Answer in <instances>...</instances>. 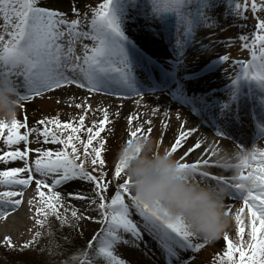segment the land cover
I'll return each mask as SVG.
<instances>
[{
  "label": "snow or ice",
  "instance_id": "obj_1",
  "mask_svg": "<svg viewBox=\"0 0 264 264\" xmlns=\"http://www.w3.org/2000/svg\"><path fill=\"white\" fill-rule=\"evenodd\" d=\"M60 2L0 0V77L14 86L20 108L25 107L23 102H33L35 97L60 90L68 95L69 107L80 109L82 113L75 122L62 123L56 117L42 118L35 122L36 127L29 126L26 115L23 120L0 121V139L5 146L0 149V167L6 169L0 170V185L8 189L0 191V219H5L21 205L23 190L34 183L40 201L36 209L37 216L42 217L36 220L40 229L45 228L50 216L61 227H75L74 223H69L67 215L58 210L64 207V196L70 201L81 202L84 212L92 210L98 213L94 223L99 226V231L82 250L84 258L79 260V264H126L116 255L117 246L131 244L137 248L140 245L148 248L145 236L157 245L162 264H193L195 254L205 247L207 241L189 231L182 220H167L148 205L137 202L130 190V179L116 156H113L112 174L109 175L106 165L112 149L106 137L101 135L110 123L108 110H103L102 119L98 122L93 119L91 126L86 127L90 94L130 93L120 87L129 77L126 59L117 43L120 30L111 9L112 0H104L92 9L90 19L88 14L82 15L76 6L72 12L77 18L69 19L67 13L55 6ZM156 3L157 10H175L184 19L181 12L183 0H156ZM248 9L249 0L235 3L236 16L247 19ZM250 9L253 14L258 10L264 12V0H259V3L250 0ZM254 28L251 36H239L241 46L249 52L251 60L247 63L237 60L236 63L243 70V77L264 84V18L257 17ZM89 40L93 42L91 47L81 43ZM78 43H81L82 49L79 55L75 50ZM223 59L230 62L228 56ZM70 86L84 90L78 102H75L76 95ZM133 119L131 115L127 117L126 129L133 124ZM25 128L29 131L21 134V129ZM142 130L147 133L153 131L150 124L143 129L133 127L122 137L126 140L124 145L130 144ZM168 131L172 132V137L167 145L170 150L167 151L176 156L181 167L198 169V180L228 188L231 202L225 203V213L234 218L236 234L241 238L245 234L242 216L248 218L247 251L243 244L239 247L234 244L226 231L217 241L222 239L227 242V250L216 264H264V148L236 144L238 154H242L236 164L237 172L224 176L209 170L219 168V165L197 154L196 149L203 151L199 140L188 144L189 139H194L193 129L185 124L178 134L171 127ZM33 133L37 135L38 145L62 147L55 151L42 146L30 149L27 145ZM82 133L86 139L81 138ZM195 135L200 136L201 133L197 130ZM22 142L25 145L23 150L20 147L8 150ZM31 151L36 153L34 160H29ZM13 162H22V166L11 167ZM254 164L257 166L253 167ZM113 182L114 194L108 196L106 194ZM239 201L243 202V206L234 207ZM134 215L138 219H133ZM71 217L73 221L93 220L92 215L78 214L76 210L71 211ZM41 235V231H36L23 248L37 244ZM2 245L9 249L15 247L10 237H5ZM88 249L97 259L89 258ZM237 252L238 260L235 258ZM186 253L189 254L187 258L184 256Z\"/></svg>",
  "mask_w": 264,
  "mask_h": 264
},
{
  "label": "rangeland",
  "instance_id": "obj_2",
  "mask_svg": "<svg viewBox=\"0 0 264 264\" xmlns=\"http://www.w3.org/2000/svg\"><path fill=\"white\" fill-rule=\"evenodd\" d=\"M63 1L66 2H60L55 6L60 11L67 13L69 19L77 18L72 12L74 6L82 15L88 14L90 19L92 9L104 2V0H79V2L74 0L70 4L69 0ZM236 2L243 3L244 0H183L181 12L184 19H182L175 10H157L156 0H112L111 9L120 30L117 43L126 59L127 73H134L138 70L140 80L137 83L139 82L140 88L132 90L128 78L120 87L130 93L121 91L113 95L90 94L86 127L91 126L93 119L97 122L102 119L104 109L108 110L110 116V123L105 126V132L101 133L106 137L107 143L112 149L107 157L106 165L109 175L112 174L113 156L118 157L120 148L126 143L122 137L126 131L130 132L133 127L143 129L150 124L153 129L151 133L142 130L138 135H147L155 141L157 148L170 150L167 145L172 137V132L168 131V128L175 129L177 134L180 128L177 122L168 120L172 114L179 115L180 111L191 114L193 106L208 110L211 105H217L219 109L224 110L223 107L226 106V103H231L236 96L241 98L242 103H245V98L251 101L262 100L260 93L264 92V84L261 83L260 86L256 84L255 87L249 88L253 80L242 76L243 70L236 61L247 63L251 60L249 52L241 46L242 42L239 40V36H251L255 31L254 25L257 23V17L264 18V12L258 10L253 14L249 0L247 19H244L235 14ZM151 33L152 42L145 46L142 43V36ZM81 43H87L89 47L93 44L90 40ZM81 43H78L75 48L78 55L82 53ZM164 46H170L172 53L168 54L170 51L168 48V52H164ZM161 48L163 50H159ZM224 56H228L230 62L224 60ZM118 66L113 65V67ZM157 71L160 72L159 75H156ZM167 74L168 78H162ZM232 81L237 86L222 90V85L226 87ZM70 87L73 88L71 91L75 92V102H78L84 94V90H76L74 86ZM150 87L153 89L158 87L159 91L170 89L172 92H168V94L169 97L171 96L172 102L170 101L169 105L163 107L160 104H155L153 100L148 99ZM58 101L62 102L58 103ZM23 103L25 107L19 109L17 118L23 120L26 115L30 127H36L35 122L42 118L56 117L62 123L75 122L82 114L80 109L69 107L68 95L65 92L46 93L43 96L35 97L33 102ZM262 104L264 105L263 101ZM165 113H168L167 117ZM129 115L134 118L133 124L126 129L125 123ZM42 128L43 126H41V130ZM27 131H29L28 128L21 129V134ZM261 136L262 133L258 134L254 141H252V137L247 139V142L249 141L252 145L249 148H264V137ZM81 138L86 139V135L82 133ZM36 140L37 135L33 133L27 147L34 150L42 146L52 151L62 147L54 144L38 145ZM4 147L2 139H0V149ZM16 147L24 148L25 145L22 142L21 145L12 146V149L8 150H14ZM174 157L176 158L175 155ZM35 158V151H31L29 160ZM10 166L20 167L22 162H13ZM256 166L253 165V167ZM0 170L6 169L0 167ZM26 191L32 197L33 204L38 208L40 202L35 193L28 189ZM114 191L115 182L106 195L111 196ZM63 200L64 207L58 210L63 215H67L69 223H74L75 227H61L60 223L50 216L45 228L37 227L36 231H41L42 235L38 238V243L29 248H23L25 243L19 239L13 241L15 247L12 249L2 247L3 239L0 237V264H69V262L70 264H79V260L84 258L82 250L85 249L95 232L99 231V226L94 223V220L98 218V213L92 210L84 212L81 202L70 201L65 196ZM73 210H76L78 214L92 215L93 220L73 221L71 217ZM40 218L42 217L38 216L37 219ZM133 219H138V217L134 215ZM27 223L32 224L29 219H27ZM236 227L234 218H232L227 230L229 239L238 247L243 244L247 251L248 232L245 231L241 238L236 234ZM64 228H68V230L64 231ZM59 229H63L62 234L57 232ZM62 235L69 238L68 242L72 243L70 248L64 252H60V248L55 245L56 239ZM33 237V234H29L27 241ZM145 239L148 243H154L147 236ZM226 250L227 242L222 239L214 242L207 241L205 247L195 254L193 264H216ZM87 251L89 258L95 260L96 256L92 250L88 249ZM116 255L125 260L126 264H158L154 254L149 252L144 245L137 248L131 244H120L116 248ZM188 255L184 254L185 258ZM235 258L239 259L238 252L235 253Z\"/></svg>",
  "mask_w": 264,
  "mask_h": 264
},
{
  "label": "clouds",
  "instance_id": "obj_3",
  "mask_svg": "<svg viewBox=\"0 0 264 264\" xmlns=\"http://www.w3.org/2000/svg\"><path fill=\"white\" fill-rule=\"evenodd\" d=\"M20 100L14 86L0 77V121L16 119ZM215 162L225 172H237L240 155L228 147L213 151ZM134 199L148 205L167 220H182L188 230L208 242L218 240L230 227L225 213L228 188L198 180V169L181 167L167 149L156 147L147 136H138L118 153Z\"/></svg>",
  "mask_w": 264,
  "mask_h": 264
},
{
  "label": "bare ground",
  "instance_id": "obj_4",
  "mask_svg": "<svg viewBox=\"0 0 264 264\" xmlns=\"http://www.w3.org/2000/svg\"><path fill=\"white\" fill-rule=\"evenodd\" d=\"M74 0H69V3L72 4ZM61 2H66L61 0ZM199 26V23H198ZM143 44L150 45L152 42V33L146 36H142ZM160 48V47H159ZM164 52L168 54L172 53L170 46H164ZM163 48L159 50H163ZM168 48V49H167ZM130 80V86L132 90H138L140 87L139 72L136 70L134 73L128 74ZM237 85L234 84V81L225 85H222V90H228ZM148 99L153 100L155 104H160L163 106L169 105L172 101L171 96L169 97L168 92H172L170 89L166 91H159L158 87L153 89L150 87ZM73 89V88H71ZM62 91H56V93H61ZM171 101V102H170ZM224 110L218 108L217 105H211L210 109H200L197 106H193V113H187L186 111H180L179 115L168 117V120L178 123L180 127L178 133L182 130L183 125H187V128L193 129L194 139H189L188 144H194L195 140H199L203 151L196 149L197 154L202 158H207L213 164H215V157L213 151L221 147H228L232 150L233 155L238 154V149L236 144L250 147L252 146L250 142H247V139L258 135V128H256L255 122L252 123V119L256 118L258 113L255 108L250 107L249 105L242 103L241 98L237 96L233 98L231 103H226V106L223 107ZM180 124V125H179ZM262 129V128H261ZM201 133L200 136L195 135V131ZM222 135V136H216ZM23 150V148H21ZM234 163L238 161L233 160ZM13 167V166H11ZM16 167V166H15ZM213 173L222 174L224 176H232L236 174L234 171H223L220 168L213 167L209 169ZM244 174H247V170H244ZM26 189L31 190L35 193L36 197L39 199L38 193L35 190V184L33 183L28 188H25L24 195L22 197L21 205L11 212L5 219H0V237L4 240L5 237H10L12 241H19L25 243L27 241V236L29 234L35 235L37 230L36 220L38 216L36 215V206L32 202V197L27 193ZM6 189L3 185H0V191H5ZM15 190H19L16 188ZM67 197V196H65ZM19 198V197H18ZM40 202V201H39ZM230 198L228 197L225 203H230ZM243 206V202H237L234 207ZM29 219L32 224L27 223ZM242 220L245 221L244 227L245 231H250V224L247 222L248 218L242 216ZM27 224V225H26ZM59 234H62L63 229L57 231ZM66 236L62 235L64 239ZM1 246L3 247L2 243ZM149 252L153 253L156 257L158 264H162V258L160 251L154 243L149 242V247L146 248Z\"/></svg>",
  "mask_w": 264,
  "mask_h": 264
},
{
  "label": "trees",
  "instance_id": "obj_5",
  "mask_svg": "<svg viewBox=\"0 0 264 264\" xmlns=\"http://www.w3.org/2000/svg\"><path fill=\"white\" fill-rule=\"evenodd\" d=\"M66 230H68V228H64V231ZM56 240H57V243L55 245L60 248V252H64L66 249L70 248V245L72 244L68 242L70 239L67 237L63 239L61 236L60 238ZM95 259H97V257Z\"/></svg>",
  "mask_w": 264,
  "mask_h": 264
}]
</instances>
